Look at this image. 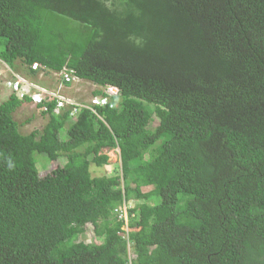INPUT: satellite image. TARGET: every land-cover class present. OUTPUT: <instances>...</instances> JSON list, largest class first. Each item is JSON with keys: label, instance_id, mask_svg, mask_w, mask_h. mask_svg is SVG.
Here are the masks:
<instances>
[{"label": "trees", "instance_id": "1", "mask_svg": "<svg viewBox=\"0 0 264 264\" xmlns=\"http://www.w3.org/2000/svg\"><path fill=\"white\" fill-rule=\"evenodd\" d=\"M17 61L112 109L51 105L25 135L30 100L0 104V264H264V0H0V62ZM103 150L123 183L92 176ZM40 153L66 163L40 177Z\"/></svg>", "mask_w": 264, "mask_h": 264}, {"label": "rangeland", "instance_id": "2", "mask_svg": "<svg viewBox=\"0 0 264 264\" xmlns=\"http://www.w3.org/2000/svg\"><path fill=\"white\" fill-rule=\"evenodd\" d=\"M13 70V69H12ZM39 70V69H38ZM41 71V70H40ZM16 72L19 74L20 77H28V67H26L21 61H17L14 64V70L10 71L6 69L2 64H0V104L8 101L9 97L12 96V94L5 89L4 87V81L5 80H11L13 79L11 74ZM43 72V71H42ZM35 84L42 88H46L49 90H57L60 86V79L58 74L53 72H44V76L38 75L31 79ZM101 89L94 86L93 84L89 82H80L79 86H71L66 87L64 89H61V92L64 96L69 98H74L76 100L87 102L90 100L91 96H93V93L96 91H100ZM32 107V108H31ZM149 109H152V107H148ZM35 108L33 106L28 105H22L20 109H17V111L13 115V120L19 124V131L22 134H30L33 131L41 132L45 125L48 122L47 116H42L40 111L34 110ZM153 122L151 124V128H155L158 125V120L153 117ZM61 139L65 140V135L61 134ZM101 154H104L108 157V165L102 167V168H95L92 167L91 173L93 177H114L119 176L122 181H124V174L121 171L120 166V160H119V151L118 150H103ZM148 157L146 156V159ZM35 163L37 167V171L39 173L40 177H44L51 173L53 170H55L57 167H62L65 165L66 160L60 159L57 162H50L47 158V156L44 153L35 154ZM150 189H143V192L146 193ZM142 204L141 201H127L125 204V213L127 216L126 222L129 221V215L128 211L130 209H133L137 206H140ZM124 232H130L131 230H128V228L125 226L122 229ZM136 231V230H134ZM79 241L86 243V244H98L101 243V240L97 239L93 232V227L91 225H87L86 231L84 235L79 239Z\"/></svg>", "mask_w": 264, "mask_h": 264}, {"label": "built area", "instance_id": "3", "mask_svg": "<svg viewBox=\"0 0 264 264\" xmlns=\"http://www.w3.org/2000/svg\"><path fill=\"white\" fill-rule=\"evenodd\" d=\"M0 64L6 67L3 63L0 62ZM6 69L8 68L6 67ZM32 70L38 71V66L33 65ZM56 74H58L60 79V86L57 90L42 88L33 81L24 77H20L17 73L11 74L13 79L4 81V87L18 100L22 101L24 98H28L30 100V104L34 108L38 109L41 113H47L49 107L54 105L53 113L55 115H60L67 111L69 113V118L74 121L76 120L79 112L82 110H87L95 117L101 119L97 114V109L106 107L112 109V104L107 97L91 96L90 100L87 102H82L74 98L64 96L61 92V89L71 87L73 85L78 87L82 80L76 78L72 72H62ZM125 209L126 208L123 205L119 211V217L126 222L127 216Z\"/></svg>", "mask_w": 264, "mask_h": 264}, {"label": "crops", "instance_id": "4", "mask_svg": "<svg viewBox=\"0 0 264 264\" xmlns=\"http://www.w3.org/2000/svg\"><path fill=\"white\" fill-rule=\"evenodd\" d=\"M9 70H10V69H9ZM13 70H14V69H13ZM13 70H10V71H13ZM14 73H16V72H14ZM25 78H27V79L31 80V78L29 77V75H28V77H25ZM25 104H26V105H28V106H32L30 103H26V102H24V103H23V105H25ZM20 108H21V107H20ZM20 108H18V109H20ZM31 108H32V107H31ZM34 110H37V111H39V110H38V109H36V108H35ZM16 111H17V110H16ZM16 111H15V112H16ZM13 115H14V114H13ZM13 115H12V116H13Z\"/></svg>", "mask_w": 264, "mask_h": 264}, {"label": "clouds", "instance_id": "5", "mask_svg": "<svg viewBox=\"0 0 264 264\" xmlns=\"http://www.w3.org/2000/svg\"><path fill=\"white\" fill-rule=\"evenodd\" d=\"M8 68V67H7ZM36 72V71H35ZM40 75H43L44 76V72H39ZM85 82V81H83ZM87 227V226H86ZM85 231H86V228H85ZM86 244V243H85Z\"/></svg>", "mask_w": 264, "mask_h": 264}]
</instances>
